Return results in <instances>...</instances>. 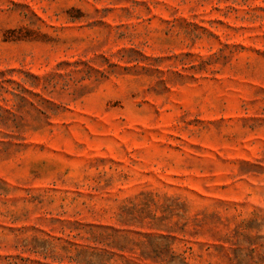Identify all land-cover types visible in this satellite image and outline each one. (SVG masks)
Instances as JSON below:
<instances>
[{
    "label": "rangeland",
    "instance_id": "rangeland-1",
    "mask_svg": "<svg viewBox=\"0 0 264 264\" xmlns=\"http://www.w3.org/2000/svg\"><path fill=\"white\" fill-rule=\"evenodd\" d=\"M0 264H264V0H0Z\"/></svg>",
    "mask_w": 264,
    "mask_h": 264
}]
</instances>
